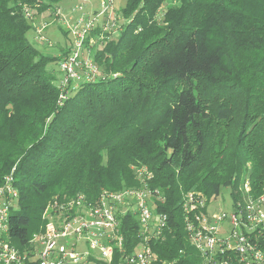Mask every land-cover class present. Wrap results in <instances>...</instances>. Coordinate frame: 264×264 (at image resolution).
<instances>
[{
	"label": "trees",
	"instance_id": "trees-1",
	"mask_svg": "<svg viewBox=\"0 0 264 264\" xmlns=\"http://www.w3.org/2000/svg\"><path fill=\"white\" fill-rule=\"evenodd\" d=\"M61 1L0 0V185L9 174L17 190L11 242L24 247L53 197L138 187L133 166L143 165L167 218L163 238L150 241L154 264H200L183 194L224 187L236 199L245 178L251 195L264 193V0H125L116 36L100 24L85 40L96 38L100 75L63 99L47 66L59 69L68 45L49 54L27 39ZM121 230L130 253L140 240L131 213Z\"/></svg>",
	"mask_w": 264,
	"mask_h": 264
},
{
	"label": "built area",
	"instance_id": "built-area-1",
	"mask_svg": "<svg viewBox=\"0 0 264 264\" xmlns=\"http://www.w3.org/2000/svg\"><path fill=\"white\" fill-rule=\"evenodd\" d=\"M60 10L56 9V19L69 30L71 38L59 61L58 87L63 99L68 89L98 78L100 69L90 55L96 38L91 36L88 44L85 40L99 18H104L103 31L114 28L115 23L112 0L102 2L98 12L90 16L82 13L77 19ZM75 10H82V6ZM46 24H33L39 42L47 41L43 34ZM133 169L140 182L138 187L103 189L93 200L82 193L53 197L42 212V226L22 248L9 238L8 217L17 209V190L12 176L6 175L0 185V264H111L116 253L120 256L119 264H154L157 255L150 241L163 238L167 221L154 202L162 203L164 197L159 190L148 187L152 174L145 166L136 165ZM240 193L236 199L231 197L230 213L205 212L209 197L200 191L183 194V228L189 243L199 253L200 264H264V193L251 195L248 178L244 179ZM127 212L136 218L140 236L130 253H125L121 230Z\"/></svg>",
	"mask_w": 264,
	"mask_h": 264
},
{
	"label": "rangeland",
	"instance_id": "rangeland-1",
	"mask_svg": "<svg viewBox=\"0 0 264 264\" xmlns=\"http://www.w3.org/2000/svg\"><path fill=\"white\" fill-rule=\"evenodd\" d=\"M105 0H62L60 2V8H61V13L63 15H68L72 16L73 19H77L79 16L82 15V13L86 15H91L93 13H96L100 10L101 8V3L104 2ZM125 0H112V6H113V15H112V21L115 23L114 28L108 29L107 32L104 35L110 36V38H114L116 34L118 33L120 27V24L124 22L119 10L120 8L124 5ZM168 2H171L170 0ZM76 6H82V10H75ZM164 9V6L160 8V12ZM39 17L35 19L36 24L41 22V21H48V24H46V27L43 29V34L46 35V42H39L38 40L35 39V32L33 28L27 32V39L28 41L35 45L38 46L42 51H45L46 53L49 54H60L61 55V50L60 49H65L64 46L70 45L71 43V38L69 35V30L67 28H64V31H66L68 34L67 36L63 34V32L58 28V21H55L54 18H56L55 15L49 16V13H42L38 15ZM47 17H50L47 19ZM46 18V19H42ZM104 21V18H99L98 22L96 25L102 24ZM109 28V27H108ZM48 35V36H47ZM37 42V43H36ZM94 44H92L93 46ZM99 47V45H98ZM93 47H91L92 49ZM91 57L92 53H90ZM93 59V58H92ZM100 69V68H99ZM47 70L51 73L54 74L55 79H54V84L59 85V81L61 78V73L58 69V64L56 62H52L47 66ZM101 71V70H100ZM60 97V96H59ZM134 175L136 176V173L134 171ZM140 183V182H139ZM140 185V184H139ZM142 186V185H141ZM86 196V195H85ZM231 196H230V191L228 188L222 187L220 189L219 195L216 197L209 196L208 202H207V207L206 211L208 213H211L213 211H218V210H223L226 213H230L231 211Z\"/></svg>",
	"mask_w": 264,
	"mask_h": 264
}]
</instances>
